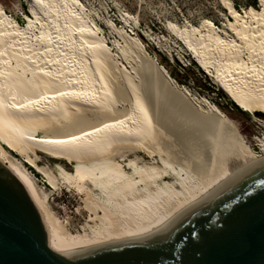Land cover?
<instances>
[{
	"label": "bare ground",
	"instance_id": "1",
	"mask_svg": "<svg viewBox=\"0 0 264 264\" xmlns=\"http://www.w3.org/2000/svg\"><path fill=\"white\" fill-rule=\"evenodd\" d=\"M224 3L236 40L212 23L205 34L174 35L238 108L264 113V0L250 16ZM44 6L46 22L27 27L0 4V161L35 204L53 252L155 238L264 165V142L255 151L231 118L190 97L139 45L115 52L77 0ZM119 57L138 63L130 70ZM27 165L52 192L79 197L81 230L70 229L65 204L61 220Z\"/></svg>",
	"mask_w": 264,
	"mask_h": 264
},
{
	"label": "water",
	"instance_id": "2",
	"mask_svg": "<svg viewBox=\"0 0 264 264\" xmlns=\"http://www.w3.org/2000/svg\"><path fill=\"white\" fill-rule=\"evenodd\" d=\"M0 264H264V165L155 238L64 255L49 248L39 211L0 161Z\"/></svg>",
	"mask_w": 264,
	"mask_h": 264
},
{
	"label": "rangeland",
	"instance_id": "3",
	"mask_svg": "<svg viewBox=\"0 0 264 264\" xmlns=\"http://www.w3.org/2000/svg\"><path fill=\"white\" fill-rule=\"evenodd\" d=\"M46 1L0 0V4L11 18L17 22L23 21V24L26 22V26L30 27V22H46L44 19L47 17L44 14L50 13L44 6ZM77 1L81 4L77 9L81 11V7H83L84 17L88 16L86 19L91 20L88 19L89 23L94 22L99 26L98 33L106 39L115 52L129 49L131 41L142 47L147 55L156 60L155 62L169 73L181 89L189 93L190 97L213 106L231 118L244 140L260 153L259 148L262 149L264 142V113L252 115L231 105V100L226 93L224 95L218 91L220 87L216 79L200 68L173 32V28H177L185 32L195 31L197 34H205L206 26L212 23L224 39L236 40L230 24V21H234V19L225 8L224 0ZM228 1L234 7L236 5L237 10L244 16L252 15L255 12L254 9L258 10V13H262L259 0H256V7L253 6L254 0ZM250 7L254 9L250 10ZM248 20L252 21L251 18ZM35 32L38 33L39 30H35ZM135 59L139 63L144 61L142 56L141 58L136 56ZM118 60L124 61L130 70L132 65L138 63L133 61L130 66L126 60H122V58L120 60V57ZM192 61L197 65H193ZM119 64L122 65V62ZM209 83L215 86V90ZM156 84L158 83L156 82ZM124 108L130 110L131 106L128 103H121L120 109ZM258 142L260 146H258ZM11 153L17 156L16 153L12 151ZM27 168L37 176L39 185L48 193L50 192L51 205L60 214L61 220L66 219L67 215L59 209L58 205L65 204L70 211V229L73 232L77 229L81 230L86 224V214L83 211L81 213L77 211L81 202L79 197L74 193L66 192V190L52 192L50 187L45 184L42 175L28 165Z\"/></svg>",
	"mask_w": 264,
	"mask_h": 264
},
{
	"label": "trees",
	"instance_id": "4",
	"mask_svg": "<svg viewBox=\"0 0 264 264\" xmlns=\"http://www.w3.org/2000/svg\"><path fill=\"white\" fill-rule=\"evenodd\" d=\"M253 6H254V7L257 6L256 0H254V2H253ZM235 8L238 9V7H237L236 5H235ZM249 9L251 10V9H254V8L250 7ZM253 11L258 12V10L256 11L255 9H254ZM18 22H19V21H18ZM19 23H20L21 25H24V26L27 25L26 22H25V24H23V23H24L23 21H21V22H19ZM192 64H193V65H197V64H196L195 62H193V61H192ZM209 84H210V83H209ZM210 86L213 87V89L215 90V86H213L212 84H210ZM218 91H219L221 94L224 93L222 89H220V90H218ZM224 95H225V93H224ZM230 103H231V105L237 107V106L235 105L234 102L230 101ZM257 114H259V113H257Z\"/></svg>",
	"mask_w": 264,
	"mask_h": 264
},
{
	"label": "snow or ice",
	"instance_id": "5",
	"mask_svg": "<svg viewBox=\"0 0 264 264\" xmlns=\"http://www.w3.org/2000/svg\"><path fill=\"white\" fill-rule=\"evenodd\" d=\"M54 143H60L59 141H56V142H54Z\"/></svg>",
	"mask_w": 264,
	"mask_h": 264
}]
</instances>
